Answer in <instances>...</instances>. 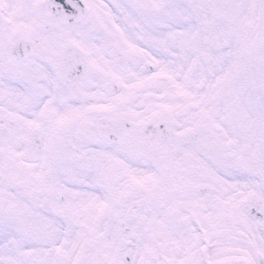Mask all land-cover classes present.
<instances>
[{"label": "snow or ice", "instance_id": "6c2138e0", "mask_svg": "<svg viewBox=\"0 0 264 264\" xmlns=\"http://www.w3.org/2000/svg\"><path fill=\"white\" fill-rule=\"evenodd\" d=\"M0 264H264V0H0Z\"/></svg>", "mask_w": 264, "mask_h": 264}]
</instances>
